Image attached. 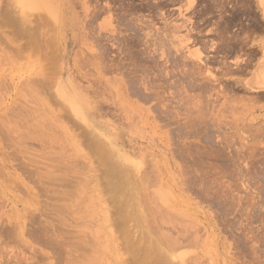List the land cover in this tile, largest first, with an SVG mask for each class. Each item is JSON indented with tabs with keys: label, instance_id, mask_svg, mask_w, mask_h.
Returning <instances> with one entry per match:
<instances>
[{
	"label": "rangeland",
	"instance_id": "rangeland-1",
	"mask_svg": "<svg viewBox=\"0 0 264 264\" xmlns=\"http://www.w3.org/2000/svg\"><path fill=\"white\" fill-rule=\"evenodd\" d=\"M2 1L28 35L0 24V264H130L153 244L159 264H264V0H74L84 33L66 44ZM87 138L135 189L120 229Z\"/></svg>",
	"mask_w": 264,
	"mask_h": 264
},
{
	"label": "bare ground",
	"instance_id": "bare-ground-1",
	"mask_svg": "<svg viewBox=\"0 0 264 264\" xmlns=\"http://www.w3.org/2000/svg\"><path fill=\"white\" fill-rule=\"evenodd\" d=\"M2 1V0H1ZM0 1V2H1ZM4 1V0H3ZM2 1V2H3ZM7 1V0H6ZM6 1H4V2H6ZM9 1V0H8ZM74 2V0H15V3L16 4H18L22 9H24V10H30V11H32V10H35V9H39V10H43L49 17H50V19L57 25V28H58V30H59V35H60V37H61V39L63 40V42L66 44L69 40L72 42V43H75L76 42V40L80 37V35H83V29H82V25H81V19H80V13H79V11L76 9L77 7H76V5L73 3ZM8 4V3H7ZM160 4V3H159ZM162 4V3H161ZM1 5V4H0ZM13 5V4H12ZM11 5V6H12ZM163 5V4H162ZM5 6V5H4ZM160 6V5H159ZM165 6V5H164ZM167 6V5H166ZM6 8V10L4 9L3 11H2V9H1V7H0V9H1V11H0V14L3 12V14L4 15H1L2 17V19L0 18V24H3L5 27H10V26H12V27H10V28H12L13 30H14V32L13 33H11V36H10V38H12V34H13V39L16 41V40H19L20 41V39H21V34H25L26 36L28 35V34H26L25 32H22L21 30L22 29H24V30H26V32H28V29H25L26 27L25 26H27V25H23L24 26V28L22 27V28H18V26H16V25H18V23H20L19 21H20V19H19V21H16V17L15 16H12V17H15V20L12 18V19H10L11 17V15L16 11V13H17V10H15V8H14V10L12 11L13 13L10 15V16H8L9 15V13L10 12H7V10L9 11V9L11 10L12 8H9V9H7L8 8V6L6 5L5 6ZM2 8H4V7H2ZM152 8V7H151ZM105 10H109V9H105ZM5 11V12H4ZM95 12V11H94ZM109 12V11H108ZM82 13V12H81ZM89 13H91V12H89ZM98 13V12H97ZM97 13L96 14H94V13H92L93 14V16H92V18H97L96 17V15H97ZM15 14V13H14ZM26 14V13H25ZM33 15V14H32ZM99 16V15H98ZM21 17V16H20ZM89 17V16H88ZM40 18H42V17H40ZM4 19V20H3ZM18 20V19H17ZM42 20H44L43 18H42ZM49 20V19H48ZM1 21H3V22H1ZM23 21H26L25 19L23 20ZM45 21V20H44ZM50 21V20H49ZM16 22H18V23H16ZM83 22V21H82ZM90 22L92 23V21H91V19L89 20V24H90ZM28 23V22H27ZM40 23V22H39ZM185 23V22H184ZM25 24V23H24ZM48 24V23H47ZM83 24V23H82ZM3 25H1L2 27H3ZM6 25H8V26H6ZM20 25V27L22 26V24H19ZM38 25V24H37ZM41 25V24H40ZM39 25V26H40ZM44 25V24H43ZM42 25V26H43ZM0 26V27H1ZM13 26L14 27H16L15 29L13 28ZM52 27H53V29H55L54 28V26L52 25ZM87 27H88V25H87ZM87 27H85L84 26V28H87ZM91 27V26H90ZM93 27V26H92ZM9 28V29H10ZM32 28V27H31ZM37 28V27H36ZM39 28V27H38ZM41 29H43L42 27H41ZM46 29V28H45ZM52 29V30H53ZM91 29V28H90ZM142 29V28H141ZM23 30V31H24ZM29 30H31V29H29ZM35 30V34H34V32H32V31H34ZM34 30H31V31H29L30 33H29V35H31V36H28V37H31L30 38V41H29V39L27 40L28 41V44H29V47H30V49L32 48L31 46H37L38 45V43H39V39H37L38 38V35L36 34L37 33V31H38V29H37V31H36V29H34ZM52 30H51V32H52ZM10 32L12 31L11 29L9 30ZM9 31H6L7 33L9 32ZM54 31V30H53ZM88 31V30H87ZM92 31V30H91ZM1 32V31H0ZM3 32H5V30L3 31ZM3 32L2 33H0V36L1 37H3L4 35H5V33L3 34ZM190 32V31H189ZM54 33V32H53ZM52 33V34H53ZM9 34V33H8ZM34 36H33V35ZM89 34V33H88ZM15 35V36H14ZM37 35V36H36ZM54 35V34H53ZM17 36H19L18 38L19 39H15V37H17ZM4 37H6V39L8 38L7 36H4ZM4 37H3V41H5V39H4ZM13 39H11V40H13ZM43 38H41V42L43 41L42 40ZM46 39V38H45ZM2 40V39H1ZM10 40V39H9ZM10 40V41H11ZM25 40V39H24ZM18 41V42H19ZM27 41L25 40L24 41V43L26 44L27 43ZM44 41H46V40H44ZM43 41V43H45ZM49 41H50V39H49ZM6 42V41H5ZM39 43V44H42V43ZM7 43V42H6ZM48 43V42H47ZM138 43V42H137ZM8 44V43H7ZM9 45V44H8ZM20 46H21V44H19ZM31 45V46H30ZM44 46H45V44H43ZM157 45V44H156ZM10 46V45H9ZM9 46H7V47H9ZM18 46V45H17ZM22 46H23V44H22ZM20 47V49H22V48H24L25 50H27V51H29L28 50V45H25L26 47ZM40 46V45H39ZM13 47V50L14 51H16L15 49H17L16 47H14V46H12ZM42 47V45L40 46V48ZM46 47V46H45ZM45 47H44V50H45ZM15 48V49H14ZM19 48V47H18ZM38 48V46L37 47H34V48H32V50H35L37 53H38V51H40V49L39 50H36ZM47 48V47H46ZM10 49V48H9ZM9 49H8V51H5L6 52V55L8 54V52H9ZM19 49V50H20ZM42 49H43V47H42ZM42 49H41V51H42ZM13 51V52H14ZM40 51V52H41ZM2 52H4V50L2 51ZM1 52V53H2ZM21 52H23V51H21ZM30 52V55H32V57L34 56V55H36V54H34V53H31V50L29 51ZM32 52H34V51H32ZM39 52V53H40ZM39 53H38V57L40 56L39 55ZM44 53H47L48 54V52H44ZM44 53H43V55H44ZM10 54V53H9ZM17 54H18V52H17ZM34 54V55H33ZM3 56H4V53L2 54ZM19 55H20V51H19ZM143 55V54H142ZM37 56H36V58H37ZM41 56H42V54H41ZM49 56V55H48ZM42 57H45V56H42ZM41 57V58H42ZM47 57V56H46ZM45 57V58H46ZM16 58H18V55L16 56ZM40 58V57H39ZM39 58H37V59H39ZM153 58V57H152ZM20 59H21V55H20ZM23 59V58H22ZM33 59V58H32ZM47 59H48V57H47ZM51 59V58H50ZM147 59V58H146ZM46 60V59H45ZM35 62V60L33 59V63ZM42 62H43V59H42ZM46 62H47V60H46ZM46 62H44L45 64H46ZM47 63H49V62H47ZM42 65H43V63H41ZM34 65V64H33ZM48 65H50V64H48ZM45 66V65H44ZM32 67V66H31ZM158 67V66H157ZM145 68V67H144ZM38 69V68H37ZM46 69V71H48L47 69H48V67L47 68H45ZM162 69V68H161ZM35 70V69H34ZM40 70V69H39ZM37 73H39V72H37ZM47 73V72H46ZM35 75V74H34ZM46 75V74H45ZM48 75V74H47ZM192 76V75H191ZM263 76H264V74L263 73H258L256 76H255V78H254V80H258V81H261L262 79H263ZM24 77V76H23ZM27 77V76H26ZM37 77V76H36ZM35 77V78H36ZM45 80V79H44ZM44 80H41V81H44ZM26 84H25V83ZM45 82V81H44ZM44 82H42L43 83V85L45 84ZM262 82V81H261ZM21 83H22V85L24 84V86L22 87L23 88V90H25V89H27V87H28V90L30 89H34V87L36 86V84L38 85V87L40 88V86H42V83L41 82H37L36 81V79L35 80H31V79H29V81L27 82V80H25V81H21ZM32 83V84H31ZM40 83V84H39ZM131 83V82H130ZM132 84V83H131ZM27 85V86H26ZM33 85V86H32ZM35 85V86H34ZM47 85H48V88L50 87L49 86V84H48V81H47ZM20 86V85H19ZM32 86V87H31ZM44 86H46V85H44ZM44 86H42L44 89H45V92H48V88H45ZM31 87V88H30ZM38 87H35L36 89V93L35 94H39V92H41V91H39V90H42V87L39 89ZM39 90H38V89ZM65 86L63 85V83H59L58 85H57V87H56V91H57V93L60 95V96H62V97H64V98H66L67 99V101H68V103H70V105H71V108H72V110L74 111V112H77L78 113V111H79V108H80V106H81V108H84V109H87V116H86V119H89V120H91L92 119V116L90 115V113H89V105L87 104V101L83 98V96H81L80 94H73L74 96H70V95H68L67 93H66V91H65ZM19 90V89H18ZM132 90V89H131ZM34 91V90H33ZM50 91H51V89H50ZM135 91V90H134ZM31 92V91H30ZM137 92V91H136ZM75 93V92H74ZM41 94V93H40ZM45 94H47V93H45ZM42 95V94H41ZM145 95H146V93H145ZM155 95V94H154ZM53 96V95H52ZM149 95H147V97H148ZM29 98H30V96H28ZM145 97V96H144ZM37 98V97H36ZM53 98V97H52ZM55 98V97H54ZM149 98V97H148ZM76 99V101L77 102H74V100ZM30 100L31 101H33L31 98H30ZM148 100V99H147ZM45 105V104H44ZM152 107V106H151ZM38 108H40V107H38ZM33 109V108H32ZM30 110H31V108H30ZM40 110V109H39ZM38 110V111H39ZM28 111V110H27ZM26 111V112H27ZM34 111H35V109H34ZM19 112V111H18ZM23 112V111H22ZM20 113V112H19ZM35 113H37V112H35ZM35 113H33V114H35ZM47 114V113H46ZM50 114H51V112H50ZM36 117V116H35ZM86 133V132H85ZM89 133V132H88ZM82 136V135H81ZM80 136V137H81ZM83 138V137H82ZM83 139H85V138H83ZM89 139V140H88ZM86 142H85V144L84 143H82V144H84L85 146H87V148L89 149V151L93 154H91L93 157H95V159H97L96 161L99 163V165H100V167H101V169H102V171L104 172V176L102 175V177H104V179H106V181L102 178V180H104V182H106V183H103V184H105L104 186H106V187H102L101 189H103V193L105 192V190H106V192H105V194H108V200L106 199V201H107V203H109V202H113V204L111 203V205H113L112 206V208H114L113 209V211L116 213V214H114L115 216L117 215V222H118V224H115V225H119V227H118V229H120V227L122 228V226L124 225V223L126 222L127 223V221H131V220H134L135 218H136V216H140L139 215V212H140V210L141 209H139V206L137 205V201H136V199H137V197H136V194H135V189H133V188H131V187H129V185H128V178H129V174L128 175H122V176H120V175H116L113 171H115V170H113L114 168H115V166H117V164H114L115 163V161L113 160V159H108L107 157H110L111 156V153H109L110 151H106V150H108L107 148L106 149H104L105 148V146H103V149L105 150V152L102 150V145H105V144H102L101 142H100V140L99 141H94L93 139L92 140H90V138H87V140H85ZM82 142H84V140L82 141ZM98 142V143H97ZM102 144V145H101ZM106 152H108L107 154V157H106ZM105 153V154H104ZM110 155V156H109ZM91 157V156H90ZM112 157V156H111ZM68 159V158H67ZM93 160V159H92ZM110 161L114 164H112L113 166H114V168H112L113 166L110 164ZM68 162V161H67ZM92 163V162H91ZM96 163V162H95ZM68 164V163H67ZM64 165V164H63ZM21 166V165H20ZM70 168V167H69ZM71 168H72V166H71ZM119 168V167H118ZM20 169V168H19ZM68 171V170H67ZM66 171V172H67ZM71 171V170H70ZM101 171V174L103 173ZM83 174V173H82ZM120 174V173H119ZM126 174H127V171H126ZM28 175V174H27ZM99 175V174H98ZM83 176V175H82ZM126 176L128 177V178H126ZM85 176H83V177H81V178H84ZM66 178V177H65ZM94 178V177H93ZM62 179H63V177H62ZM87 179V178H86ZM85 180V179H84ZM92 180V182H93V179H91ZM91 180L90 181H88L89 182V184H91L92 182H91ZM64 181H66V180H64ZM64 181H61V183L63 182L64 183ZM95 181V180H94ZM98 181V180H97ZM57 182H59V181H57ZM91 182V183H90ZM50 183V182H49ZM60 183V182H59ZM102 183V182H101ZM65 184H67V182L65 183ZM86 184V183H85ZM96 184V183H95ZM103 184H102V186H103ZM79 185V184H78ZM92 185V184H91ZM94 185V184H93ZM86 186V185H85ZM79 187H80V185H79ZM108 188V189H107ZM82 189H83V187H82ZM85 189H86V187H85ZM80 190V189H79ZM73 191H75V190H73ZM85 190L83 189V192H84ZM101 191V190H100ZM53 192V191H52ZM57 192V191H56ZM79 192V191H78ZM81 192V191H80ZM59 193V192H58ZM73 193V192H72ZM95 193V192H94ZM94 193L92 194V195H94ZM63 194V193H62ZM56 195V194H55ZM70 195V197H71V195L72 194H69ZM90 195V194H89ZM96 195V194H95ZM94 195V196H95ZM58 196V195H57ZM105 198V197H104ZM80 199V198H79ZM94 199H96V197L94 198ZM93 199V200H94ZM71 200V199H70ZM97 200V199H96ZM99 198H98V202H99ZM67 201H69V200H67ZM101 202V201H100ZM137 202V203H136ZM99 205V204H98ZM104 205H105V203H104ZM143 205V204H142ZM144 207V206H143ZM110 208H111V206H110ZM149 210V209H148ZM111 211V210H110ZM145 212H146V210H145ZM148 212V211H147ZM133 218V219H132ZM115 221H116V219H114ZM114 221V222H115ZM134 221H136V220H134ZM154 222V221H153ZM125 223V224H126ZM124 228V227H123ZM36 230V229H35ZM44 230H45V228H44ZM123 229H121V231H122ZM39 231V230H38ZM119 232H120V230H119ZM123 232V233H122ZM121 233L122 234H125L124 233V230L122 231ZM12 233V232H11ZM153 233V232H152ZM154 234H155V232H154ZM36 235H38V234H36ZM157 235V234H156ZM146 236H147V234H146ZM154 236V235H153ZM160 236H162V235H160ZM150 237V236H149ZM157 237V236H156ZM130 237H124V242L126 243V245H128V246H130V245H132L133 243L135 244V242H133L131 239H129ZM127 239V241H125ZM39 241H40V239H38ZM50 240V239H49ZM157 240H159L158 238H157ZM133 243H132V242ZM73 242V241H72ZM78 243V242H77ZM129 243H132V244H129ZM151 243H152V241H151ZM69 244V243H68ZM133 244V245H134ZM52 245V244H51ZM61 245V244H60ZM132 245V246H133ZM154 245V244H153ZM153 245H151V246H153ZM67 246V245H66ZM75 247H76V244L74 245ZM151 246H148V248L146 247V248H143L142 250H139V255H136V259H134L133 257L131 258V259H129L131 262H130V264H156V255H157V257L159 256L156 252H157V248L155 247V245H154V248L155 249H153V247H151ZM131 247V246H130ZM134 247V246H133ZM133 247H131L132 249H133ZM171 247V246H170ZM130 248V249H131ZM61 249H62V247H61ZM73 250V249H72ZM77 250V249H76ZM71 251V250H70ZM117 251V250H116ZM80 252V251H79ZM138 252V251H137ZM141 252V253H140ZM72 253V252H71ZM162 253V252H161ZM155 256L154 258H152V256ZM164 255H165V253H164ZM71 256V255H70ZM78 255H76L75 256V258L77 257ZM133 256V255H132ZM167 256V255H166ZM155 262H153L151 259ZM160 258H162L161 256H159L158 257V259L161 261V259ZM92 259V258H91ZM91 259H89V261L91 260ZM157 259V260H158ZM153 262H151V261ZM159 260H158V263L157 264H159V263H162V261L161 262H159ZM163 260V259H162ZM92 262H94L93 260H91ZM86 262H87V259H86ZM88 263V262H87ZM86 263V264H87ZM90 264V263H89ZM92 264V263H91Z\"/></svg>",
	"mask_w": 264,
	"mask_h": 264
}]
</instances>
